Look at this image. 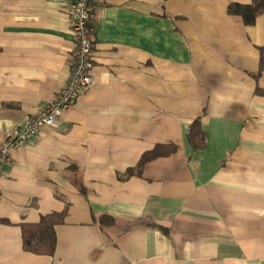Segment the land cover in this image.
Listing matches in <instances>:
<instances>
[{"label": "crops", "instance_id": "obj_1", "mask_svg": "<svg viewBox=\"0 0 264 264\" xmlns=\"http://www.w3.org/2000/svg\"><path fill=\"white\" fill-rule=\"evenodd\" d=\"M230 3L250 0L98 1L92 85L0 167V264H264V15ZM71 27L0 0V147L67 82ZM63 210L54 255L24 252L19 225Z\"/></svg>", "mask_w": 264, "mask_h": 264}, {"label": "built area", "instance_id": "obj_2", "mask_svg": "<svg viewBox=\"0 0 264 264\" xmlns=\"http://www.w3.org/2000/svg\"><path fill=\"white\" fill-rule=\"evenodd\" d=\"M61 5L72 19L71 31L76 43L68 66V80L57 96L41 113L28 119L25 128L14 129L0 147V167L10 161L13 151L20 150L44 128L52 127L74 104L80 94L92 85L94 47L96 42V11L99 0H50Z\"/></svg>", "mask_w": 264, "mask_h": 264}, {"label": "trees", "instance_id": "obj_3", "mask_svg": "<svg viewBox=\"0 0 264 264\" xmlns=\"http://www.w3.org/2000/svg\"><path fill=\"white\" fill-rule=\"evenodd\" d=\"M227 14L240 17L244 26H253L257 18L264 15V0H250L249 4L230 3L227 6ZM259 73L264 71V48H259ZM256 77V76H255ZM187 141L194 149H201L205 144V132L201 128L200 118H197L187 131ZM172 144L155 145L154 148L145 152L136 165L135 170L139 173L143 165L151 160L165 157L175 151ZM133 174L132 170L127 175ZM67 212L51 213L41 216L37 223H21L22 250L36 256L51 257L56 249L55 227L64 223ZM8 223L0 219V224Z\"/></svg>", "mask_w": 264, "mask_h": 264}]
</instances>
